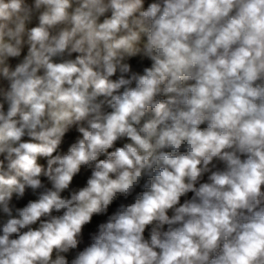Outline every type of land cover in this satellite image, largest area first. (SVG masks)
Returning a JSON list of instances; mask_svg holds the SVG:
<instances>
[{
	"label": "clouds",
	"instance_id": "9594fccd",
	"mask_svg": "<svg viewBox=\"0 0 264 264\" xmlns=\"http://www.w3.org/2000/svg\"><path fill=\"white\" fill-rule=\"evenodd\" d=\"M0 264H264V0H0Z\"/></svg>",
	"mask_w": 264,
	"mask_h": 264
}]
</instances>
